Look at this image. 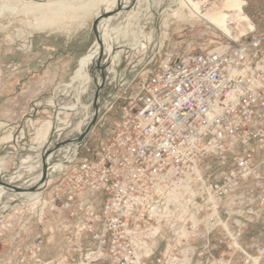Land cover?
Masks as SVG:
<instances>
[{"label": "built area", "instance_id": "2783aa9c", "mask_svg": "<svg viewBox=\"0 0 264 264\" xmlns=\"http://www.w3.org/2000/svg\"><path fill=\"white\" fill-rule=\"evenodd\" d=\"M263 44L169 56L101 101L103 115L124 104L92 157L68 148L53 167L47 202L75 222V239L89 238L90 263L166 264L181 244L208 243L224 201L253 215L264 195Z\"/></svg>", "mask_w": 264, "mask_h": 264}, {"label": "rangeland", "instance_id": "374dc122", "mask_svg": "<svg viewBox=\"0 0 264 264\" xmlns=\"http://www.w3.org/2000/svg\"><path fill=\"white\" fill-rule=\"evenodd\" d=\"M116 1L0 0V181L33 188L42 178L45 152L77 138L90 122L96 86L89 70L97 56L79 72L75 61L96 46L92 23ZM239 1L253 30L239 34L240 23L230 12L228 27L238 34L234 40L193 13L183 0H136L132 8L100 22L104 84L97 120H102L77 148L79 156L92 157L124 104L119 102L103 115L101 101L118 94L136 70H156L169 56L264 36V0ZM132 2L125 0L124 5ZM93 75L99 78L95 69ZM68 148L72 147L47 159L52 182L37 197L0 189V264H92L87 256L92 249L89 238L75 239V222L68 221L64 211H50L47 204L57 176L52 169ZM253 200L257 208L253 215L227 209L224 201L218 212L220 225L206 228L207 249L202 248L206 241L183 243L176 250L181 255L166 264H264V195H254ZM95 203L99 209L101 200ZM191 248L194 253L184 259L183 252Z\"/></svg>", "mask_w": 264, "mask_h": 264}, {"label": "water", "instance_id": "95a60500", "mask_svg": "<svg viewBox=\"0 0 264 264\" xmlns=\"http://www.w3.org/2000/svg\"><path fill=\"white\" fill-rule=\"evenodd\" d=\"M136 0H133L132 3L128 5H124V0H117L115 4L114 10H111L109 12H104L102 15H98L91 26V32L93 33L95 37V45L96 47V60L94 61L92 68H90V77L93 80L96 90L93 95L92 103H91V120L90 122L85 126L83 131L79 134V136L75 139L66 140L61 143H57L50 150L45 152L43 158H42V178L40 182L34 186L33 188L29 189H21L15 186H12L10 184L4 183L0 181V189L5 191H12L16 194H41L45 188L46 184L49 180V167L46 165L47 159L54 154L56 151L64 148V147H79L84 140L90 135L92 129L95 127L97 123L98 113H99V104H100V92L103 88L104 84V70L102 68V56H103V41H102V35L99 34L98 27L100 22L105 21L116 14L128 10L134 6ZM93 69L98 73L99 78L95 77L93 75Z\"/></svg>", "mask_w": 264, "mask_h": 264}, {"label": "bare ground", "instance_id": "6f19581e", "mask_svg": "<svg viewBox=\"0 0 264 264\" xmlns=\"http://www.w3.org/2000/svg\"><path fill=\"white\" fill-rule=\"evenodd\" d=\"M183 2H184L183 4H187V6L190 5L192 7L193 13L207 20L209 24L214 26L216 29H218L220 32L225 34L230 39L234 40L237 38V35H238L234 33V30L228 27L227 20L228 18L232 16L230 15V12L234 14L235 18H237V20L240 23L239 34L248 33L249 31L253 30L252 23L243 14V12H241L240 7L238 6V4L242 3V2L240 3L239 0H195V1L194 0H183ZM114 6L115 5L113 4L111 7L107 8L106 11L107 12L111 11ZM207 6H209V8H206ZM96 50H97L96 47H94L88 55L80 59L78 72L81 70H84L86 66L92 63L94 59V55L96 54ZM2 165H3V158H0V170L2 168ZM49 180L46 185L50 184L51 181ZM34 195L35 197L38 196L37 194H34Z\"/></svg>", "mask_w": 264, "mask_h": 264}, {"label": "crops", "instance_id": "0c3cea01", "mask_svg": "<svg viewBox=\"0 0 264 264\" xmlns=\"http://www.w3.org/2000/svg\"><path fill=\"white\" fill-rule=\"evenodd\" d=\"M72 53H73V51H72ZM74 54H75V51H74ZM79 60H80V59L78 58V59H76V61H75V62H76V70H78V68H79V63H78V62H80ZM49 181H51V179H50ZM51 182H52V181H51ZM51 182H50V183H51ZM47 183H48V182H47ZM49 185H50V184H49ZM46 186H47V185H46ZM46 189H47V188H46Z\"/></svg>", "mask_w": 264, "mask_h": 264}]
</instances>
